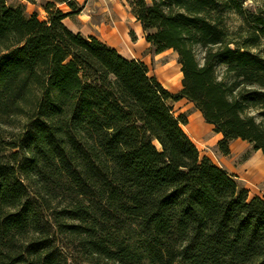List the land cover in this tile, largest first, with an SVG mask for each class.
<instances>
[{
  "label": "trees",
  "instance_id": "16d2710c",
  "mask_svg": "<svg viewBox=\"0 0 264 264\" xmlns=\"http://www.w3.org/2000/svg\"><path fill=\"white\" fill-rule=\"evenodd\" d=\"M127 1L156 52L177 53L179 92L70 30L76 0L41 4L46 19L0 0V264H264V196L202 156L170 103L193 102L223 153L242 139L264 154V12Z\"/></svg>",
  "mask_w": 264,
  "mask_h": 264
},
{
  "label": "rangeland",
  "instance_id": "374dc122",
  "mask_svg": "<svg viewBox=\"0 0 264 264\" xmlns=\"http://www.w3.org/2000/svg\"><path fill=\"white\" fill-rule=\"evenodd\" d=\"M77 1L82 8L78 16L80 20L78 24L84 33L98 34L127 57L143 61L149 67L150 75H156L162 83L167 84L162 71L177 67L178 55L172 49L161 53L156 52L154 46L146 41L143 27L133 15L127 0ZM8 2L12 5L23 2L30 12L36 10L42 19L47 18V13L41 6L42 3L28 0H8ZM242 2L243 8L252 14L264 12V0H242ZM62 8L68 9L64 6ZM69 9L71 10L70 7ZM65 22L72 26L70 19L67 18ZM226 23L230 29L235 30L241 24H245V18L236 11H228ZM252 51L264 57V42L258 48H252ZM223 70V66L219 68L220 73ZM181 85V81L172 84V92L177 93ZM170 103L177 116L184 114L188 118V123L183 126L184 130L197 144L201 155L210 157L218 166L233 174L239 185L249 190L250 198L256 195L263 197L264 176L253 167L254 163L264 156L263 152L255 150L248 141L238 139L231 142L229 154L223 153L218 145L222 134L217 133L214 126L205 121L193 102L184 98Z\"/></svg>",
  "mask_w": 264,
  "mask_h": 264
},
{
  "label": "crops",
  "instance_id": "0c3cea01",
  "mask_svg": "<svg viewBox=\"0 0 264 264\" xmlns=\"http://www.w3.org/2000/svg\"><path fill=\"white\" fill-rule=\"evenodd\" d=\"M18 1H24V0H18ZM35 1H37L39 4H43V3H45L46 1H50V0H35ZM77 1V0H76ZM78 3H79V1H77ZM58 6L61 8V9H63L62 7L64 6V7H68V9L67 10H65V9H63V11L64 12H71V10L69 9V6L66 4V3H58ZM80 15V13H76V14H73V15H71V16H69V17H67L68 19H70V21L72 22V26H70V25H68V24H66V22H65V20L67 19H65L64 20V23L70 28V30H72L73 32H75V33H82V34H84V35H86V36H89V35H94V36H97L99 39H101L102 41H104V42H106L108 45H110V46H113V47H115L116 49H118L116 46H114V45H112V44H109L104 38H102L101 36H99L98 34H95V33H84L83 31H82V28H81V26H80V24H78L79 23V19H78V16ZM136 18V17H135ZM139 22V21H138ZM140 23V22H139ZM78 24V25H77ZM140 25H141V23H140ZM142 26V25H141ZM144 31V30H143ZM118 51H120L119 49H118ZM120 53H122L121 51H120ZM123 54V53H122ZM124 55V54H123ZM125 57H127L126 55H124ZM127 58H129V59H137V58H130V57H127ZM156 76V75H155ZM157 77V76H156ZM182 79H183V75H182V77L181 78H174V79H172V80H166V83L168 84H164L163 83V85L167 88V89H169L171 92H172V90H171V85L172 84H174V83H176L177 81H181L182 82ZM159 80V79H158ZM160 81V80H159ZM161 82V81H160ZM162 83V82H161ZM182 87H183V83H182V85H181V87L179 88V90H178V92L182 89ZM174 93V92H173ZM202 114V113H201ZM209 124V123H208ZM210 125H212V124H210ZM238 140V139H237Z\"/></svg>",
  "mask_w": 264,
  "mask_h": 264
},
{
  "label": "bare ground",
  "instance_id": "6f19581e",
  "mask_svg": "<svg viewBox=\"0 0 264 264\" xmlns=\"http://www.w3.org/2000/svg\"><path fill=\"white\" fill-rule=\"evenodd\" d=\"M163 75L165 77L166 80H172L174 78H181L183 73H182V70H181V65H177V67L173 68V69H164L163 71ZM256 171L259 172V174L263 175L264 176V156L261 157L260 159H258L256 161V163H254V166H253Z\"/></svg>",
  "mask_w": 264,
  "mask_h": 264
}]
</instances>
